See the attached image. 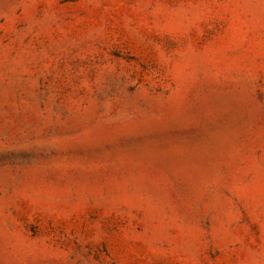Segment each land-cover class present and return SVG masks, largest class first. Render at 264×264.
Segmentation results:
<instances>
[{"label":"rangeland","instance_id":"rangeland-1","mask_svg":"<svg viewBox=\"0 0 264 264\" xmlns=\"http://www.w3.org/2000/svg\"><path fill=\"white\" fill-rule=\"evenodd\" d=\"M0 264H264V0H0Z\"/></svg>","mask_w":264,"mask_h":264}]
</instances>
